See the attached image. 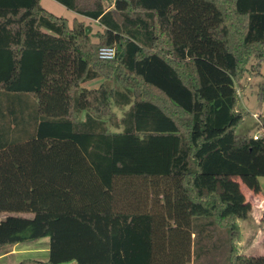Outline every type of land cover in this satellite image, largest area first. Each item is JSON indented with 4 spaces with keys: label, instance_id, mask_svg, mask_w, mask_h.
<instances>
[{
    "label": "trees",
    "instance_id": "trees-1",
    "mask_svg": "<svg viewBox=\"0 0 264 264\" xmlns=\"http://www.w3.org/2000/svg\"><path fill=\"white\" fill-rule=\"evenodd\" d=\"M55 1L100 29L0 0V251L48 237L46 264H264L233 242L251 210L236 179L264 177V114L260 137L236 133L235 88L264 70V0Z\"/></svg>",
    "mask_w": 264,
    "mask_h": 264
},
{
    "label": "rangeland",
    "instance_id": "rangeland-1",
    "mask_svg": "<svg viewBox=\"0 0 264 264\" xmlns=\"http://www.w3.org/2000/svg\"><path fill=\"white\" fill-rule=\"evenodd\" d=\"M104 1L107 3L111 0ZM40 4L48 12L66 18L70 24L72 20L76 18L89 24L92 27H90L92 33L98 28V26L88 18L78 15L55 0H40ZM93 41H98V39L93 38ZM251 62L254 63V60L251 59L246 66L249 67V63ZM261 72L260 74L252 76L249 74L250 71L247 70V72L245 71L242 73L241 79L235 82V88L239 99L237 110L246 113L243 121L236 128V133L238 134L254 135L261 133L259 120L253 116V113H256L257 116L264 114V95L260 98L258 93L259 86L264 81V70H261ZM93 83L94 81L87 82L84 84V87L90 88ZM113 111L118 117L121 116V110L113 107ZM236 180L239 183L240 190L245 200L250 203L251 210L245 218H239L237 220L240 229L238 238L233 240L234 246L236 251L241 254L252 256L264 255V177L258 178L260 185L259 193L252 192L238 178ZM6 215V213H0V221H2ZM22 215L26 217L31 216L29 213ZM218 237H223V239L227 241V230L217 228L212 240ZM49 250L50 245L48 237L13 244L0 251V264H46L45 262L48 260ZM210 259L209 264L225 263V261H223V254H218V252H214ZM72 262L76 264L75 261L66 264H71ZM188 264H193L192 256Z\"/></svg>",
    "mask_w": 264,
    "mask_h": 264
},
{
    "label": "built area",
    "instance_id": "built-area-1",
    "mask_svg": "<svg viewBox=\"0 0 264 264\" xmlns=\"http://www.w3.org/2000/svg\"><path fill=\"white\" fill-rule=\"evenodd\" d=\"M115 56V48L114 47H109V46H104L100 47L98 50V57L103 60H109L112 59ZM260 137V134H254L253 138L256 139Z\"/></svg>",
    "mask_w": 264,
    "mask_h": 264
},
{
    "label": "crops",
    "instance_id": "crops-1",
    "mask_svg": "<svg viewBox=\"0 0 264 264\" xmlns=\"http://www.w3.org/2000/svg\"><path fill=\"white\" fill-rule=\"evenodd\" d=\"M110 2V1H109ZM89 19V18H88ZM91 22H93L94 24H96L97 26H98V23H97V21H95V20H91V19H89ZM87 25H89V24H87ZM90 26V25H89ZM91 27V26H90ZM92 28V27H91ZM100 29V27L98 26V28L95 30V31H98ZM94 31V32H95ZM90 81H94V83L92 84V87H90V88H87V89H92V88H96L101 82H102V80L101 79H94V80H90ZM90 81H87V82H90ZM87 82H85V83H87ZM85 83H83L82 84V87H84V84ZM84 88H86V87H84ZM253 116H254V118H257L258 119V116L256 115V113H253Z\"/></svg>",
    "mask_w": 264,
    "mask_h": 264
},
{
    "label": "water",
    "instance_id": "water-1",
    "mask_svg": "<svg viewBox=\"0 0 264 264\" xmlns=\"http://www.w3.org/2000/svg\"><path fill=\"white\" fill-rule=\"evenodd\" d=\"M120 20V19H119ZM71 264H75L74 262H72Z\"/></svg>",
    "mask_w": 264,
    "mask_h": 264
}]
</instances>
